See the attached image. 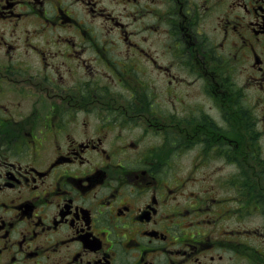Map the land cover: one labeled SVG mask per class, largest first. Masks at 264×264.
<instances>
[{"label":"flooded vegetation","instance_id":"obj_1","mask_svg":"<svg viewBox=\"0 0 264 264\" xmlns=\"http://www.w3.org/2000/svg\"><path fill=\"white\" fill-rule=\"evenodd\" d=\"M0 264H264V0H0Z\"/></svg>","mask_w":264,"mask_h":264}]
</instances>
